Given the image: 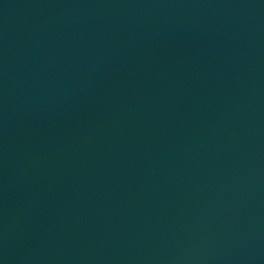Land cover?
I'll return each mask as SVG.
<instances>
[{
    "label": "water",
    "instance_id": "water-1",
    "mask_svg": "<svg viewBox=\"0 0 264 264\" xmlns=\"http://www.w3.org/2000/svg\"><path fill=\"white\" fill-rule=\"evenodd\" d=\"M0 264H264V0H0Z\"/></svg>",
    "mask_w": 264,
    "mask_h": 264
}]
</instances>
